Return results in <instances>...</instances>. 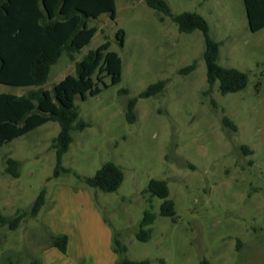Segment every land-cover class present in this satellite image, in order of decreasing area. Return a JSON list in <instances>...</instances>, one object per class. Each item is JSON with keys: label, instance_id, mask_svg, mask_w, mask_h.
<instances>
[{"label": "rangeland", "instance_id": "374dc122", "mask_svg": "<svg viewBox=\"0 0 264 264\" xmlns=\"http://www.w3.org/2000/svg\"><path fill=\"white\" fill-rule=\"evenodd\" d=\"M166 1L173 16L192 12L207 21L209 37L221 43L219 65L247 74V87L228 95H221L217 85L209 87L202 34L180 33L171 18L160 21L162 16L144 0H113V16L94 12L86 20V28L95 29L90 43L75 54V61L63 55L42 88L51 90L73 75L75 62L104 43L120 58V81L110 85L106 77L96 95L75 97L79 118L89 126L72 132L62 156V167L71 173L53 177L56 122L47 121L0 146L1 216L13 219L28 212L46 190V206L36 217L25 216L15 230L0 225V264H42V252L50 249L49 233L64 234L52 233L43 223L49 218L58 228L79 234L84 229L89 241L98 234L101 264L118 260L112 251L114 232L132 261L264 264V28L249 31L243 0ZM193 62L196 68L183 73ZM159 80L166 81L162 93L138 98ZM28 89L0 84L3 95L20 96ZM131 98H137L133 123L124 115ZM7 158L20 162L18 178L6 173ZM106 162L122 170L116 192L88 188L73 176L92 177ZM151 179L166 181L175 204L173 218L159 215L160 199L142 194ZM87 195L101 220L82 207ZM150 207L155 214L151 238L139 242L138 224Z\"/></svg>", "mask_w": 264, "mask_h": 264}, {"label": "trees", "instance_id": "16d2710c", "mask_svg": "<svg viewBox=\"0 0 264 264\" xmlns=\"http://www.w3.org/2000/svg\"><path fill=\"white\" fill-rule=\"evenodd\" d=\"M145 4L159 14L160 21L169 17L180 33L191 34L199 31L204 38L203 59L206 65V82L209 87L218 86L221 95L235 94L247 87V74L233 68L219 65L220 42L209 37V25L199 14L184 12L173 16L166 0H144ZM247 25L250 32L264 28V0H243ZM114 15L113 0H0V84L11 87L29 88L23 95L0 94V146L37 126L53 121L59 125V133L52 140L56 165L53 177L71 173L61 165L62 156L73 141L72 132L83 131L89 124L79 118L74 104L76 96L84 100L96 95L99 83L110 78V85L120 81L121 61L115 52L109 50L110 43L90 49L75 62V72L53 85L51 90L42 87L48 81L51 67L66 55L75 61V54L88 45L95 29L86 28V20L95 13ZM117 37L121 45L122 35ZM196 68V62L185 67L188 73ZM166 81L159 80L149 85L138 98H150L162 93ZM103 86H106L103 84ZM126 93V91H123ZM137 98H131L125 108L127 122L135 121ZM224 124L234 128L224 120ZM246 148V147H243ZM20 162L6 159L5 171L13 178L19 177ZM73 176L84 186L103 193L116 192L123 182L122 170L113 162H106L92 177ZM49 180V179H48ZM142 194L162 202L159 215L173 218L175 204L169 199V188L164 180L151 179ZM46 190L39 192L28 212L13 219L0 215V225L15 230L25 216L36 217L46 206ZM152 207V205H150ZM151 207L143 213L135 238L147 242L151 238V225L155 214ZM68 236L51 234L47 237L46 248H54L65 254ZM112 251L118 256L115 264H150L149 260L132 261L125 257L126 247L119 240V234L112 236ZM161 264L163 261L160 262ZM30 264H41L32 261ZM201 264H207L202 261Z\"/></svg>", "mask_w": 264, "mask_h": 264}, {"label": "crops", "instance_id": "0c3cea01", "mask_svg": "<svg viewBox=\"0 0 264 264\" xmlns=\"http://www.w3.org/2000/svg\"><path fill=\"white\" fill-rule=\"evenodd\" d=\"M87 201L85 202V205L82 207H87L88 210L86 212L89 213H95L94 217L99 220H101L98 211L95 209V202L94 200L90 197V195H87ZM44 224H48L50 226V230L52 233H64L68 236V248L66 253L70 256L71 260H69V257H66V254L59 255L60 252L54 248L46 249L42 252V264H71V261L74 262V264H79L80 261L83 264H101L100 263V256L101 253L97 252L96 249L99 247L98 241H99V235L97 234L95 238L92 240H88V236L85 233L84 229L80 230L79 232L76 230H68L66 228H58L54 225V221L51 220L50 218L47 220H44ZM56 224V223H55ZM77 227V225H76ZM81 229V226H80ZM101 231L104 234V237L107 235V231L103 227ZM79 234V235H78ZM83 234V235H82ZM109 234V233H108ZM108 238V237H107ZM108 240V239H107ZM87 241L91 243L93 247H90L87 245ZM97 244V245H96ZM56 252H59L56 253ZM62 256V257H60ZM50 257H54V259H50Z\"/></svg>", "mask_w": 264, "mask_h": 264}]
</instances>
